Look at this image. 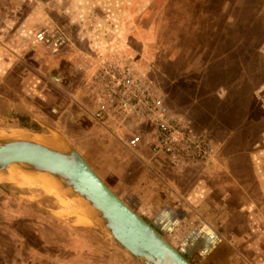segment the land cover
Wrapping results in <instances>:
<instances>
[{
    "label": "rangeland",
    "instance_id": "1",
    "mask_svg": "<svg viewBox=\"0 0 264 264\" xmlns=\"http://www.w3.org/2000/svg\"><path fill=\"white\" fill-rule=\"evenodd\" d=\"M18 4L20 21L37 6L34 20L45 19L40 15L48 10L55 24L71 37L76 38L78 24L84 29L99 23L109 29L106 37L118 58H132L174 112L218 143L220 162L227 155L253 151L260 145L264 130V0H20ZM68 8L69 12L62 11ZM79 11H85L88 18L74 21ZM33 25L29 22L27 32L34 40L37 28ZM16 129L21 132L19 137L32 136L23 132L25 128ZM0 130L9 131L7 124L0 123ZM52 130L62 136L60 129ZM65 137L85 156L89 157L88 148L97 149L92 133L85 135L76 126L66 130ZM237 156L230 157L231 171L239 185L252 190L249 159ZM14 179L22 181V176ZM0 184V264L11 261L18 249L20 254H28L30 247L58 261L77 256L79 248L89 243L79 242L80 238L98 231L90 219L86 224L77 222L76 203L64 194L57 197L41 189L20 188L10 176ZM236 187L232 188V204L238 199ZM239 229L245 232V239L234 242L233 248L220 247L210 257L186 258L192 264H264V213L259 226L241 225Z\"/></svg>",
    "mask_w": 264,
    "mask_h": 264
},
{
    "label": "crops",
    "instance_id": "2",
    "mask_svg": "<svg viewBox=\"0 0 264 264\" xmlns=\"http://www.w3.org/2000/svg\"><path fill=\"white\" fill-rule=\"evenodd\" d=\"M19 1L0 0V123L7 124L8 130L60 129L62 137L77 149L109 188L185 257L203 254L210 257L220 247L233 248L234 242L245 239V232L239 229L241 225L261 224L264 130L260 132V145H255L253 151L231 154L249 159L252 190L236 182L229 155L222 162L217 156L211 166L178 171L164 157L153 156L145 146L128 148L97 124L100 137L92 134L97 149L88 148L85 151L89 157L85 156L80 147L65 137V132L75 126L80 130L86 128L87 123L81 117L85 115L83 106H92L86 69L96 61L120 57L106 37L110 31L99 23L97 27L84 29V25L78 24L76 38L71 37L64 27L55 24L48 10L40 15L45 19L34 20L38 17L37 6L30 8L27 19L20 21ZM85 14L79 11L74 21L81 22L87 17ZM28 20L37 30L50 26L68 34L71 40L59 53L53 54L28 35ZM116 131L123 139L129 135ZM233 187L238 191L236 204L230 203ZM215 193L220 196L216 197ZM80 239L79 242L89 241L88 247L79 248L77 256L72 258L62 257L58 261L30 247L28 254L22 255L18 249L11 261L2 264H37L38 261L40 264H138L132 254L99 229Z\"/></svg>",
    "mask_w": 264,
    "mask_h": 264
},
{
    "label": "built area",
    "instance_id": "3",
    "mask_svg": "<svg viewBox=\"0 0 264 264\" xmlns=\"http://www.w3.org/2000/svg\"><path fill=\"white\" fill-rule=\"evenodd\" d=\"M34 40L53 54L70 42L66 33L50 26L36 30ZM86 72L92 106L83 110L125 146H145L178 171L216 162L218 143L174 112L153 81L129 59L96 61ZM116 130L129 135L123 139Z\"/></svg>",
    "mask_w": 264,
    "mask_h": 264
},
{
    "label": "water",
    "instance_id": "4",
    "mask_svg": "<svg viewBox=\"0 0 264 264\" xmlns=\"http://www.w3.org/2000/svg\"><path fill=\"white\" fill-rule=\"evenodd\" d=\"M30 132L43 139L0 132V170L20 164L51 178L61 194L74 199L79 213L114 238L138 264H192L115 194L66 139L53 130Z\"/></svg>",
    "mask_w": 264,
    "mask_h": 264
},
{
    "label": "bare ground",
    "instance_id": "5",
    "mask_svg": "<svg viewBox=\"0 0 264 264\" xmlns=\"http://www.w3.org/2000/svg\"><path fill=\"white\" fill-rule=\"evenodd\" d=\"M10 131H11L12 136H17V137L21 136V132H19V130L16 128H11ZM0 132H1V130H0ZM23 132L32 135L30 137L32 139H35L38 141L43 139V137L40 134L32 133V132H29L26 130H24ZM20 175L22 176V179H21L22 181H18L16 179H14V177H18ZM9 176L11 177L13 183L20 188L41 189V190H44L45 192H48L54 196L59 197V194H60L59 188L56 186L55 182L51 178L43 175L42 173L34 172V171L28 169L27 167H25L24 165H20V164L19 165H10V166L0 170V177H1L0 181H7V178ZM38 177L41 178L42 181H40L41 179H38ZM66 198H68V197H66ZM61 201L64 204H68L66 200L61 199ZM76 218H77L76 219L77 222L81 223V224H86L89 222L88 218H86L84 215L79 213L77 210H76Z\"/></svg>",
    "mask_w": 264,
    "mask_h": 264
},
{
    "label": "flooded vegetation",
    "instance_id": "6",
    "mask_svg": "<svg viewBox=\"0 0 264 264\" xmlns=\"http://www.w3.org/2000/svg\"><path fill=\"white\" fill-rule=\"evenodd\" d=\"M130 61L135 65V67L140 70L146 77L149 78V76L147 75V73L139 67V65L132 59L130 58ZM150 79V78H149ZM81 117L83 120L86 121V128H84V134H88L87 132H91L92 134H94L95 136L97 137H100V133L99 132V129L97 128V125L95 124V122L90 118V116L88 114L85 113L84 114H81ZM86 131V132H85ZM83 136V135H82Z\"/></svg>",
    "mask_w": 264,
    "mask_h": 264
}]
</instances>
